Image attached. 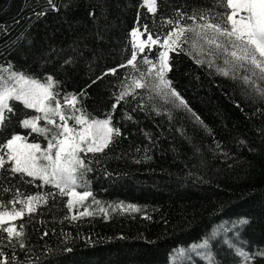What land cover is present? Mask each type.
<instances>
[{
  "label": "trees",
  "instance_id": "1",
  "mask_svg": "<svg viewBox=\"0 0 264 264\" xmlns=\"http://www.w3.org/2000/svg\"><path fill=\"white\" fill-rule=\"evenodd\" d=\"M157 5L150 13L142 0H0V72L8 68L38 81L51 76L62 107L75 96V108L89 119L110 118L120 130L102 152L80 153L90 170H79L77 191L137 207L133 214L73 219L58 188L0 169V211L22 209L29 196L44 198L14 221L23 225L19 240L0 230V264H166L174 250L202 239L211 241L215 264H238L229 238L217 246V235L210 237L225 220L246 264H264V97L258 89L198 64L184 48L169 52L167 79L191 111L162 104L144 88L116 101L122 84L145 72L144 57L155 62L160 50L139 52V70L121 67L133 51L132 28L163 39L174 27L167 20L191 25L188 17L198 10L230 11L213 0ZM9 105L0 146L14 134L44 145L41 134L20 123L34 110L15 99ZM5 153L0 147L7 161ZM238 219L247 223L237 226Z\"/></svg>",
  "mask_w": 264,
  "mask_h": 264
},
{
  "label": "snow or ice",
  "instance_id": "2",
  "mask_svg": "<svg viewBox=\"0 0 264 264\" xmlns=\"http://www.w3.org/2000/svg\"><path fill=\"white\" fill-rule=\"evenodd\" d=\"M51 3V0H49ZM147 5L148 12L155 13L157 10V0H144ZM213 6L223 7L226 10L223 13H213L211 9L198 10L192 16L188 17L193 20L194 24L197 19L203 21L200 24L181 25L180 20H167L166 23L174 25L171 31L163 37L161 47L163 51L158 54L157 62L144 57L143 63L150 65L146 72L141 71L139 77H132L130 84H122L123 91L116 97L117 103L124 99L125 96L132 94L130 89L150 87L157 95L164 97H174L179 101V105L188 109L186 101L172 87V82L167 79V73L172 70L170 64L169 52L179 50L184 52L183 44L191 42V47L195 49L198 41H203L208 45V54L213 58H219L223 55V67L216 66L217 72L225 77L235 79L240 70L248 71L249 66L258 79L264 81V0H213ZM91 15V13H90ZM144 31L148 29L145 25ZM140 33L137 29H133L131 35L133 37V51L131 58L127 61V65L134 70H139L137 65V51L144 52L146 46L155 45L160 41V37L153 36L149 33L147 39L137 44L136 38ZM189 34H192L191 36ZM201 51L203 47L201 46ZM214 59L209 60V67L214 66ZM198 64H203V60H197ZM65 63H71L66 60ZM112 74L116 73V69L110 70ZM17 83L21 85H31L26 90L16 92L15 89H5L0 91V128L5 126L8 120L7 113L13 111L9 105L10 99L21 101L26 108H35L38 112H43L44 118L49 124H54L59 131L52 135L46 149H41L39 144L25 143V137L15 134L3 144L2 148L7 149V161L4 155H0V169L7 168L13 174H22L28 177L38 178L45 185L52 184L59 189L61 195H67L75 198V202H83L90 192L77 193L74 185L77 180V173L80 169H87L85 161L79 156L81 152H102L116 136L120 135V130L111 126V119H89L86 112L82 109H76L77 99L75 96L70 98L69 103L73 106L74 111H81V115L65 116L60 102H56L55 107L48 105V101L55 99V93L51 90L53 86V78L47 77L46 83H40L36 79H30L23 74H15ZM152 77L151 82L148 78ZM97 79H100L98 77ZM247 84L250 83L249 76L242 77ZM95 82V81H94ZM261 97H264V89H258ZM116 105H113L115 108ZM191 111V109H188ZM49 113L53 116H59L62 123L55 124V121L49 118ZM39 117L22 120L23 128H31L32 132L46 134L50 130L40 128L36 121ZM75 120L80 125L79 130L69 127L68 121ZM199 120V117H197ZM54 150V152H53ZM39 153V155H37ZM47 161L46 164H38L39 160ZM10 162V163H9ZM7 190V189H5ZM43 197H26L25 205L28 213L36 210L34 202L43 200ZM73 199L68 200V207L71 210ZM2 207V205H0ZM133 210H135L133 208ZM25 209L12 211H0V230L7 234L9 241L13 239L19 240L24 235L22 232L23 225L19 228L11 223L24 215ZM91 213L85 209L80 215H90ZM76 219L75 216L72 217ZM241 224L247 223L246 219L240 221ZM4 225H7L6 227ZM47 235V233H45ZM202 247L207 246L205 241ZM20 247L24 248V243H20Z\"/></svg>",
  "mask_w": 264,
  "mask_h": 264
},
{
  "label": "rangeland",
  "instance_id": "3",
  "mask_svg": "<svg viewBox=\"0 0 264 264\" xmlns=\"http://www.w3.org/2000/svg\"><path fill=\"white\" fill-rule=\"evenodd\" d=\"M142 4L147 8V5L144 3V0H142ZM202 22L203 21H195V24H200ZM195 24L193 22L191 25L195 26ZM133 29H137L138 32L140 33L138 35V37L136 38V41H135L137 44H139V42H141V41L146 40L147 35H148L145 33L143 34V31L137 27L132 28L130 30V33H129L132 49H133V37H132L131 33H132ZM189 35L191 36L192 34H189ZM162 43H163V39H160V41L157 44H155V45H158L160 47L159 51L164 50L161 47ZM153 46L154 45H150V46H146L145 48L150 49ZM201 46L203 47V51H201ZM182 47L185 48L191 55H193L194 58H196L197 60H203L206 64H208L209 60L214 59L213 56H210L208 54V51H207L208 45L204 44V42L202 40L197 42V47L195 49H193L191 47V42L183 44ZM135 51H137V53H139L138 48L135 49ZM158 54H159V52H158ZM223 59H224L223 55H221L219 58L214 59V66H212V68L216 72H217L216 66H220V67L224 66L223 65ZM155 62H157V66H158V56H157V59L155 60ZM148 67H150V65H147V68ZM147 68H146L145 72L147 71ZM13 73L21 74L19 72H16V71H14L12 69H8V68L4 69L3 72L2 71L0 72V91H4L5 89H15L16 92H20L22 89L26 90L27 88L31 87V85H21V84L17 83V80L13 76ZM245 75L249 76L250 81H251L250 83L246 84L243 81L242 77ZM26 77H28V76H26ZM28 78H30V77H28ZM229 78L234 80L231 77V74H230ZM30 79H33V78H30ZM46 80H47V78L45 80L39 81V82L43 84V83H46ZM151 80H152V77H149L148 81L151 82ZM235 80L239 81L242 84L250 85V88L254 89L255 91H256V89H260L261 87L264 88V81L258 79V77L256 75H253V71H252L250 66H249L248 71L240 70L239 74L236 75ZM130 83H131V81L129 82V84ZM144 89L147 92H149L150 94H152L154 97H156L157 101L162 103V104L171 103L175 106H180L179 101H176L174 97H171V96L164 97L162 95H157L154 91L151 90L150 87H147ZM130 90H132V89H130ZM57 101L58 100L55 98V99L48 101L47 103L50 107L54 108ZM69 101H70V98L67 99L66 101H64V103H63L65 105V107H62L63 108V114L65 116L81 115L82 113H80L79 111L73 110V106L69 103ZM32 109L35 112L34 117H39V119L36 121L37 126L40 128H47L50 131L46 134H41L43 136V138H45V144L44 145H41V143L39 142L40 141L39 139H38V142H28L25 140V143L39 144L41 146V149L43 150V149L47 148L48 142L51 139L52 135L55 134L57 131H59V129H57L54 124H49L47 122V120L44 118L45 114L43 112H38L35 108H32ZM34 117H30L27 119H32ZM49 118L53 119L55 121V124L62 123L59 119V116H53L51 113H49ZM103 119H107V118H102V119H97V120H103ZM68 125H69V127H74L77 130H79V128H80V125L76 124L75 120H69ZM30 130H31V128H30ZM4 149H5V152L7 153V149L6 148H4ZM53 152H54V150H53ZM37 155H39V153H37ZM79 156H80V153H79ZM80 158H81V156H80ZM37 163L38 164H46L47 161H44L41 159V160L37 161ZM77 177H78V175H77ZM78 180L79 179L77 178L76 183L73 186L74 190L77 193L87 192V191H82V192L77 191V188H76L77 185L79 186V184H82L81 181L79 182ZM70 198L73 199V201H74L73 206L70 210L72 217L73 216H80V213L83 212L85 209H87L88 212L91 214H98V215H101L103 217H107L108 215H110L111 212H115L117 214L123 215V214H133L137 211V207L133 204H130V203H123V202L104 203V202H99V201L93 200L92 198H89V196L83 202L77 203V202H75V198L67 196V200H69ZM34 206H35V203H34ZM133 208L135 210H133ZM23 209H25V211H27L26 205H24ZM4 211H12V210H4ZM238 220H236V223H235V225H237V226L239 225V222L241 221V219L239 221ZM11 223L14 224V221H12ZM229 223H231V220H227V221L225 220V221L220 222L218 224V227L212 231V233L210 234V237L213 238L214 236L217 235V237H218L216 239L217 246L225 244L224 241L225 240L227 241L229 238L232 247H234L235 252H237V255L239 256L238 264H246V263H248L249 259L247 258V256L243 252V250L241 249V246L238 243V241L236 239H234V237H231V235L229 234V232H228ZM4 226L6 227L7 225H4ZM236 230L237 229L234 228V229H232V231H230L233 236L235 235ZM205 241H207V240L202 239L199 242H197L196 244L188 245L186 247L177 248L170 255L166 264H180L179 261H183V263H186V264H215V259L213 256V250L209 246L211 241H207L206 247L201 246V245H204ZM231 251H233V250H231ZM198 258H201L202 262L198 263V261H197Z\"/></svg>",
  "mask_w": 264,
  "mask_h": 264
}]
</instances>
